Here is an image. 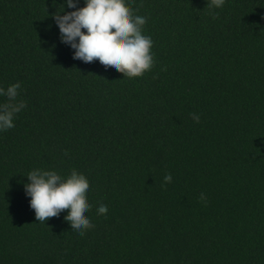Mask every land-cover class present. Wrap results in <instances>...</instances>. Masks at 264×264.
Listing matches in <instances>:
<instances>
[{
	"label": "trees",
	"instance_id": "16d2710c",
	"mask_svg": "<svg viewBox=\"0 0 264 264\" xmlns=\"http://www.w3.org/2000/svg\"><path fill=\"white\" fill-rule=\"evenodd\" d=\"M125 2L153 41L131 79L73 59L63 0H0V87L26 103L0 132V264H264V0ZM35 168L87 179L93 228L36 220Z\"/></svg>",
	"mask_w": 264,
	"mask_h": 264
},
{
	"label": "clouds",
	"instance_id": "9594fccd",
	"mask_svg": "<svg viewBox=\"0 0 264 264\" xmlns=\"http://www.w3.org/2000/svg\"><path fill=\"white\" fill-rule=\"evenodd\" d=\"M80 3L81 0H63L62 11L53 15L60 42L73 50V59L88 65L99 62L105 71L115 69L130 79L152 68L153 41L143 34L145 16L135 14L125 0H83L82 7L78 6ZM224 3L225 0H207V7L219 9ZM65 6L72 10L64 11ZM20 88L19 81L7 88L0 87V96L6 97V101L0 103V132L14 127L15 115L26 107L23 100H17ZM192 118L198 122L200 117L192 114ZM24 176L27 177L24 192L30 198L29 206L37 221L45 223L49 217L59 219L61 214L67 213L64 219L76 234L84 235L94 227L86 215L92 205L87 201L90 185L83 175L72 171L65 179L56 170L35 168ZM163 180L171 182V174H166ZM200 199H206L204 193L200 194ZM107 211L103 203L96 209L98 215Z\"/></svg>",
	"mask_w": 264,
	"mask_h": 264
}]
</instances>
